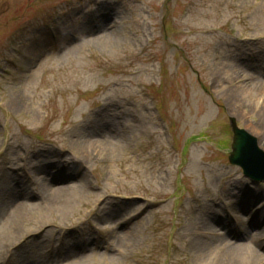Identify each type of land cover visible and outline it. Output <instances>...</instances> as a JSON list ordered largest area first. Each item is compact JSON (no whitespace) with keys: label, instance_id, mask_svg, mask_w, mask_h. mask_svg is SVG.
Masks as SVG:
<instances>
[{"label":"rangeland","instance_id":"obj_1","mask_svg":"<svg viewBox=\"0 0 264 264\" xmlns=\"http://www.w3.org/2000/svg\"><path fill=\"white\" fill-rule=\"evenodd\" d=\"M17 28L15 53L6 43ZM0 53L1 187L14 179L19 194L34 189L26 202L49 201L39 186L64 171L80 188L65 213L33 212L9 235L0 226V264L73 229L95 236L108 262L201 264L186 224L249 217L233 208L244 188L260 196L253 210L264 206V183L228 159L231 117L264 149V89L246 86L264 87V0H0ZM130 231L138 241L119 244Z\"/></svg>","mask_w":264,"mask_h":264},{"label":"bare ground","instance_id":"obj_2","mask_svg":"<svg viewBox=\"0 0 264 264\" xmlns=\"http://www.w3.org/2000/svg\"><path fill=\"white\" fill-rule=\"evenodd\" d=\"M102 25L103 24L99 21L98 27H101ZM113 31L114 32H111L109 38L117 40L119 32L117 30ZM97 40H100V38H98ZM246 86H248L249 88V91L247 92L251 93L254 90L259 91L264 89L262 85ZM120 135V140L126 143V141L128 140V136L123 134ZM89 144V146L94 148L95 150L96 144L94 142ZM65 177L69 179L74 176L64 175L61 177H56L55 180H51L54 182L58 180H65ZM13 183H16V181L14 179H11L8 185H6V188L1 191L2 195H9V199L7 200V202L4 201L2 197L0 202V226L2 234L4 235L14 233L13 227L16 231L19 226H21V224L25 223L28 220V217L33 212L35 213L42 210L41 212H43L44 214V211H47L46 209H48L51 211L55 210L56 212L65 213L68 206L71 205L69 199L72 197V194L80 189L78 186L73 184L58 187H56L54 183L52 185H45L42 186V191L46 192L49 195V199L51 200L41 203H29L26 202V200L30 201V199L35 196L31 188L27 187V191L25 190L27 192L26 195H22L19 193L23 192L24 189H17L14 185H12ZM10 188L13 189V191H11ZM257 197L260 196L258 194L255 195L254 192L249 193V191H246L244 201H242L241 203L237 201L236 207L234 208L238 210H245L248 207L253 210V207L250 205V203H252ZM109 213L113 215L115 214V211L110 210ZM236 216L241 217V212H239ZM251 218H249V224L247 223L248 225L245 226L246 235L251 240V245L237 243L233 240L234 237L240 238L234 236L235 233L232 229L234 226V220H231L230 217L225 215L223 212L217 211L212 214L207 213L200 223L198 222L196 224H188L184 228V231H193V233H195L193 243L197 250L196 260L201 264H249L252 260H257V264L263 263L264 255L257 249H261V251L264 252V233L260 232V230L255 229V225H257L258 222ZM201 224L208 225V233H203L201 231L203 228L198 227ZM224 226L228 228L230 227L229 232L218 230L219 227ZM38 231L40 230H35V232L37 233ZM47 233L48 232H46L44 236L48 235ZM83 235H87V233L72 231L68 235L70 236V239H67V248H64L65 251H75L78 249V251L80 252L78 254H82L83 257H79L80 255L75 253V256L70 257H75L74 259H69L68 261L66 260L67 263H62L59 261V258L61 256L60 253H57L55 256L44 255V253H41L40 257L38 258H32L30 260L27 258L22 259V261L18 264H118L120 260L118 256L111 258L108 262L105 257L98 256L99 252L91 251L87 245L88 241H86V239L82 237ZM44 236L43 238H45ZM91 239L93 240V237H87V240ZM118 239L119 244L128 247L134 245L138 241L139 234L136 233V231L125 232L124 234H122V236H118ZM40 242L42 243L43 240H41ZM103 246V244L99 245V247L101 248H103ZM67 258L68 257H66L65 259Z\"/></svg>","mask_w":264,"mask_h":264},{"label":"water","instance_id":"obj_3","mask_svg":"<svg viewBox=\"0 0 264 264\" xmlns=\"http://www.w3.org/2000/svg\"><path fill=\"white\" fill-rule=\"evenodd\" d=\"M232 127L234 131V142H233V152L231 154V161L242 165L246 173L250 174L255 178H264V153H262L255 143V139L247 134L244 130L237 127L234 120H232ZM247 147H254L256 150V157L254 160L246 159L243 160L242 155ZM261 159V160H260Z\"/></svg>","mask_w":264,"mask_h":264}]
</instances>
